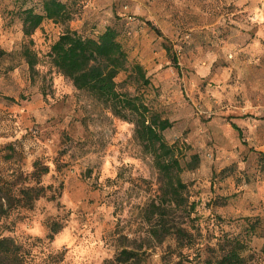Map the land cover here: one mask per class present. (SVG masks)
Returning a JSON list of instances; mask_svg holds the SVG:
<instances>
[{"label": "rangeland", "instance_id": "374dc122", "mask_svg": "<svg viewBox=\"0 0 264 264\" xmlns=\"http://www.w3.org/2000/svg\"><path fill=\"white\" fill-rule=\"evenodd\" d=\"M60 1L70 19L25 36L23 10L42 13V0H0V184L14 198L0 236L22 264H116L122 249L136 254L122 264H206L228 238L264 264V0ZM108 27L149 79L135 89L120 73L118 89L167 119L165 141L194 163L178 204L134 125L51 64L66 30L96 38ZM31 187L43 196L14 208ZM175 228L187 237L164 233Z\"/></svg>", "mask_w": 264, "mask_h": 264}, {"label": "trees", "instance_id": "16d2710c", "mask_svg": "<svg viewBox=\"0 0 264 264\" xmlns=\"http://www.w3.org/2000/svg\"><path fill=\"white\" fill-rule=\"evenodd\" d=\"M70 19V13L65 3L60 0H42V13H36L32 8L23 10L22 31L30 36L45 20L54 23H64ZM149 27L157 34L161 33L150 22ZM26 51V50H25ZM28 53V52H27ZM5 52L0 50V56ZM49 58L51 64L64 77L68 78L73 87L86 93L98 104L122 120L134 125V138L144 153L151 155L154 167L162 178L164 192L168 198L178 204L184 199L181 191L184 185L179 174L184 169H192L194 163L186 162L184 166L179 160V148L176 144H168L162 132L171 126L167 119H163L156 112L151 111L141 97L129 91L118 89L115 78L120 73H126L123 84L137 87L149 84V79L140 64H131L124 45L117 39L114 29L108 27L96 38L83 37L75 31L66 30L50 46ZM30 67L33 62L27 60ZM264 159V154L259 153ZM47 173L43 168L36 176ZM13 183L6 181L0 184V218L7 214L8 208L14 201L12 194ZM15 207L31 208L33 202L43 196L42 188L18 189ZM5 201L7 208H3ZM158 233V230H157ZM165 234L173 235L177 241L187 237L184 230L166 229ZM227 248H221L214 260H207L206 264H248L246 244L239 239H227ZM136 257L135 252L122 249L115 255L116 264H122ZM23 257L19 247L12 239L0 236V264H22ZM175 264H182L177 261Z\"/></svg>", "mask_w": 264, "mask_h": 264}]
</instances>
